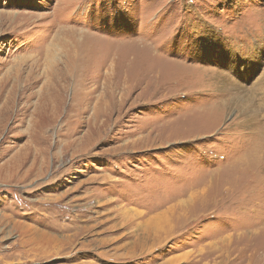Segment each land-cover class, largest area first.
I'll use <instances>...</instances> for the list:
<instances>
[{
  "label": "rangeland",
  "instance_id": "374dc122",
  "mask_svg": "<svg viewBox=\"0 0 264 264\" xmlns=\"http://www.w3.org/2000/svg\"><path fill=\"white\" fill-rule=\"evenodd\" d=\"M0 264H264V0H0Z\"/></svg>",
  "mask_w": 264,
  "mask_h": 264
},
{
  "label": "bare ground",
  "instance_id": "6f19581e",
  "mask_svg": "<svg viewBox=\"0 0 264 264\" xmlns=\"http://www.w3.org/2000/svg\"><path fill=\"white\" fill-rule=\"evenodd\" d=\"M233 59V58H232ZM234 60V59H233ZM237 62V61H236ZM250 71V69H246V70H244V74H246V75H248L247 73H250L249 72ZM206 191V189H202V191H200V194H198V192H193V194L191 195H189V197L187 198V199H185V200H180V202H179V204L178 205H180V204H184V205H186V204H190V203H192V202H194V201H202L204 198V194L206 193L205 192ZM195 193V194H194ZM203 196V197H202ZM195 204V203H194ZM192 206H193V204H192ZM180 207V206H179ZM173 211V213L175 212V210H172ZM185 213V212H184ZM180 214V213H179ZM179 217L181 216V214L180 215H178ZM169 223H171V222H169ZM173 230H174V226L173 225H171V226H168L167 228H162V226L161 227H159V228H157V229H154L153 230V232H151V233H149V234H151L153 237H155L156 239H157V241L159 242V243H161L162 242V240H164V239H166L168 236H170L172 233H173ZM160 234H162V235H160ZM47 241H50V238L48 237L47 239H46ZM42 247V246H41ZM46 248V250H47V247H44V249ZM43 249V248H42ZM45 250V251H46Z\"/></svg>",
  "mask_w": 264,
  "mask_h": 264
}]
</instances>
